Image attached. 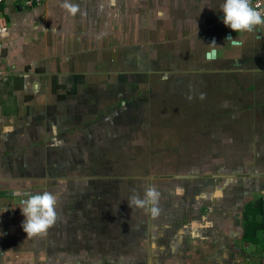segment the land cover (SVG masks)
<instances>
[{
	"label": "crops",
	"instance_id": "crops-1",
	"mask_svg": "<svg viewBox=\"0 0 264 264\" xmlns=\"http://www.w3.org/2000/svg\"><path fill=\"white\" fill-rule=\"evenodd\" d=\"M145 1L68 0L79 5L75 16L62 7L64 0H43L31 7L21 0L0 4V160L10 156L16 132L23 135L39 118L38 113H48L45 107L49 97H58V86L68 84L70 89L80 82L82 62L88 71L90 64L95 70L98 61L106 63L105 52L98 57L97 50L112 46L115 29H144ZM222 3L151 0L147 9L153 18V32L158 34L160 54L165 57L164 50L169 49L175 64L185 65V70L187 66L200 69H180L188 82L194 75L208 83L228 80L202 70L205 66L212 70L243 64L246 58L256 61L262 48L264 51V25L251 33L237 34L222 21ZM229 37L239 43L227 40ZM212 49L214 56L206 58ZM246 53L252 55L247 57ZM262 79L264 85V73H253L249 89L256 91ZM208 83L202 84L200 91H209ZM196 87L194 92H198ZM200 172L187 176H201ZM2 176L0 170V264H264V248L256 243H264V235L259 240L254 223L246 240L244 226L246 203L252 204L251 211L264 198L262 174L232 171L220 182L208 178L206 183L203 179L202 184L184 187L178 181L152 186L162 189L158 191L156 216L151 213L153 205H130L131 189L117 187L125 189L108 200L96 199L89 204L87 228L77 220L72 232L70 228L66 232L65 218L57 215L56 223L45 234L32 238H26L22 228L23 205L16 203L15 194L21 191L9 185V178L3 182ZM78 202L74 205H81ZM130 221H136L135 227Z\"/></svg>",
	"mask_w": 264,
	"mask_h": 264
},
{
	"label": "rangeland",
	"instance_id": "rangeland-1",
	"mask_svg": "<svg viewBox=\"0 0 264 264\" xmlns=\"http://www.w3.org/2000/svg\"><path fill=\"white\" fill-rule=\"evenodd\" d=\"M150 4L145 1L144 29H115L112 46L97 50L107 64L98 61L95 70L90 64L91 72L82 62L80 82L58 86L48 113H38L23 135L16 132L10 159L1 157L3 182L9 178L21 191L16 203L26 193H52L66 232L77 220L87 228L89 204L125 189L117 187L143 199L146 188L176 181L184 187L208 178L220 182L232 171L264 175L263 79L256 91L249 89L253 73H264L263 48L256 61L202 70L228 80L202 82L193 74L188 82L180 72L185 65L175 64L169 49L165 57L159 52ZM195 70L187 66L185 72ZM204 83L209 91H200ZM195 171L201 176H187ZM77 199L81 205H74Z\"/></svg>",
	"mask_w": 264,
	"mask_h": 264
},
{
	"label": "clouds",
	"instance_id": "clouds-1",
	"mask_svg": "<svg viewBox=\"0 0 264 264\" xmlns=\"http://www.w3.org/2000/svg\"><path fill=\"white\" fill-rule=\"evenodd\" d=\"M62 7L73 16L80 11L79 5L70 3L68 0H64ZM220 10L223 12V23L237 34L251 33L256 30L258 25H264V16L252 6L251 0H223ZM227 40L239 43L237 38L229 37ZM212 43L215 44L214 41ZM24 195L27 198L21 200L23 207L20 209L25 218L22 222V228L26 233V238L45 234L56 223L57 198L48 191ZM159 197L160 193L155 187H148L143 199L134 194L130 198L129 204L145 208L150 203L153 205L151 213L156 216L159 209L155 205H157Z\"/></svg>",
	"mask_w": 264,
	"mask_h": 264
},
{
	"label": "trees",
	"instance_id": "trees-1",
	"mask_svg": "<svg viewBox=\"0 0 264 264\" xmlns=\"http://www.w3.org/2000/svg\"><path fill=\"white\" fill-rule=\"evenodd\" d=\"M245 210H244V219H245V236H246V240L248 237V233L251 231V228L253 224L255 223V226L257 227V229L261 228L260 230L255 229V233H257V236L260 240V238L264 235V198H260L259 199V204L256 206L255 209H252L251 211L249 209L252 208V204L251 203H246L245 206ZM249 228V229H247ZM264 240V236L263 239ZM257 245L261 244V246L264 248V243L263 241H256Z\"/></svg>",
	"mask_w": 264,
	"mask_h": 264
},
{
	"label": "built area",
	"instance_id": "built-area-1",
	"mask_svg": "<svg viewBox=\"0 0 264 264\" xmlns=\"http://www.w3.org/2000/svg\"><path fill=\"white\" fill-rule=\"evenodd\" d=\"M15 0H0V4ZM22 3L27 6H35L40 4L43 0H21ZM252 6L264 16V0H252Z\"/></svg>",
	"mask_w": 264,
	"mask_h": 264
},
{
	"label": "water",
	"instance_id": "water-1",
	"mask_svg": "<svg viewBox=\"0 0 264 264\" xmlns=\"http://www.w3.org/2000/svg\"><path fill=\"white\" fill-rule=\"evenodd\" d=\"M214 53H215V52H214V50L212 49V50L206 52L205 57H206V58H211V57L214 56ZM5 194H6V195H12V194L9 193V192H6Z\"/></svg>",
	"mask_w": 264,
	"mask_h": 264
}]
</instances>
